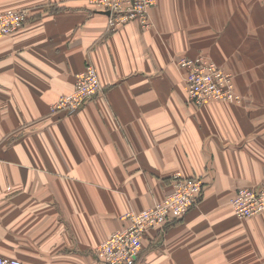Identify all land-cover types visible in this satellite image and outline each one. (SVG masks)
<instances>
[{"label":"crops","instance_id":"1","mask_svg":"<svg viewBox=\"0 0 264 264\" xmlns=\"http://www.w3.org/2000/svg\"><path fill=\"white\" fill-rule=\"evenodd\" d=\"M9 9L29 17L0 36V257L102 264L96 249L126 214L182 174L203 194L147 232L137 264H264V213L231 206L264 185V0H156L151 28L116 31L87 0H0ZM198 55L233 74L241 105L189 101L178 63ZM87 64L103 92L51 114Z\"/></svg>","mask_w":264,"mask_h":264},{"label":"built area","instance_id":"2","mask_svg":"<svg viewBox=\"0 0 264 264\" xmlns=\"http://www.w3.org/2000/svg\"><path fill=\"white\" fill-rule=\"evenodd\" d=\"M88 5L105 13L108 29L116 31L131 22H138L149 29L153 22L151 9L156 0H87ZM108 13V14H107ZM29 17L27 9H9L0 13V36H8L22 29ZM178 66L184 72L186 93L197 108L209 103L241 105L243 97L236 90L232 73L206 55L183 57ZM97 69L87 64L76 76L74 90L64 94L50 107L51 114L73 115L90 100L103 92ZM171 191L152 207L126 214L129 226L113 232L96 249L102 264H137L147 232L181 221L195 207L204 190L202 177H171ZM238 218L244 219L264 213V185L239 188L231 200ZM0 264H26L17 259L0 257Z\"/></svg>","mask_w":264,"mask_h":264},{"label":"water","instance_id":"3","mask_svg":"<svg viewBox=\"0 0 264 264\" xmlns=\"http://www.w3.org/2000/svg\"><path fill=\"white\" fill-rule=\"evenodd\" d=\"M108 14V13H107Z\"/></svg>","mask_w":264,"mask_h":264}]
</instances>
